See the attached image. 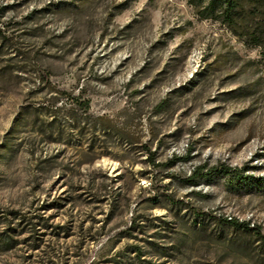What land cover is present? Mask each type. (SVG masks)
<instances>
[{
	"label": "rangeland",
	"instance_id": "rangeland-1",
	"mask_svg": "<svg viewBox=\"0 0 264 264\" xmlns=\"http://www.w3.org/2000/svg\"><path fill=\"white\" fill-rule=\"evenodd\" d=\"M203 5L0 0V264H264V7Z\"/></svg>",
	"mask_w": 264,
	"mask_h": 264
},
{
	"label": "trees",
	"instance_id": "trees-1",
	"mask_svg": "<svg viewBox=\"0 0 264 264\" xmlns=\"http://www.w3.org/2000/svg\"><path fill=\"white\" fill-rule=\"evenodd\" d=\"M253 9L264 7V0H251ZM205 4L203 5L202 3ZM202 9L205 11L204 17L220 20L228 26L238 24L240 19L245 18L244 0H199ZM252 13V12H251ZM254 13V12H253ZM254 43L264 46V29L261 32L251 35ZM150 160L154 163V153L150 152ZM173 160H171V163ZM231 168L224 164L208 165L206 163L193 167L190 179L196 182L198 178H209L215 174H228ZM237 225L242 227H249L245 222L234 221Z\"/></svg>",
	"mask_w": 264,
	"mask_h": 264
}]
</instances>
